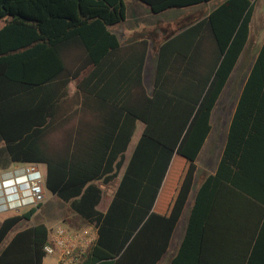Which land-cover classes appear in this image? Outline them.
<instances>
[{"label": "trees", "instance_id": "obj_1", "mask_svg": "<svg viewBox=\"0 0 264 264\" xmlns=\"http://www.w3.org/2000/svg\"><path fill=\"white\" fill-rule=\"evenodd\" d=\"M139 1L160 13L210 0ZM254 10L253 0H221L161 42L148 91V39L122 43L110 29L126 18L125 0H0L2 149L10 163L43 164L46 190L95 225L96 238L79 264H157L165 254ZM138 122L141 133L100 211L98 181L116 178ZM228 198L230 210L255 209L254 245L249 256L244 244L224 245L227 262L217 263L214 249L222 245L207 244L206 232L214 209ZM40 205L2 219L0 264H44V246L51 243L45 223L18 229L5 241ZM263 231L264 39L170 264H264Z\"/></svg>", "mask_w": 264, "mask_h": 264}, {"label": "rangeland", "instance_id": "obj_2", "mask_svg": "<svg viewBox=\"0 0 264 264\" xmlns=\"http://www.w3.org/2000/svg\"><path fill=\"white\" fill-rule=\"evenodd\" d=\"M220 1L221 0H210L208 2L200 3L189 7L169 8L160 13H153L150 11L149 7L146 4L140 2L139 0H125V5L127 9L126 19L114 25H110V29L118 36L119 40L122 43H127L139 38H147L149 40L145 69L143 74L144 85L147 90H150V85L148 84V81H151L152 79L151 65L154 63L155 59L153 53V45L155 46V44L160 38H163L165 36L166 38H168L169 34L176 33L181 28L195 20L197 17L202 16L205 11L213 8ZM254 2L255 16L252 19V28L258 29L259 27V29H261L262 23V26L264 28L263 0H254ZM188 8H197V10L193 11ZM160 20L168 23H165L163 24V26H160ZM3 23L4 19L0 18V27L3 25ZM263 28L261 30H263ZM155 29H158L159 32H161L160 34H158V37L156 36V34L154 35L153 33ZM241 56L239 57L232 71V74L228 78L227 83L211 112V131L208 134L207 140L204 143V146L196 159V182L201 174L207 172L208 169L213 168V165L216 164L220 151L222 149L227 125L235 106L236 97H238L239 95L242 82L244 80V78L243 80L241 79V68L245 63V60H242L240 62ZM141 130L142 123L138 122L136 130L131 138V141L128 145V149L125 153L126 159L124 164L126 163L134 141L141 133ZM52 136L56 139L58 136H60V133H54ZM123 168L124 165H122V167L120 168L118 173L119 175L122 173ZM117 181L118 178L108 184H102L101 181H98V183L103 186L102 189L105 201L104 207L109 201L112 192L116 187ZM42 204L43 207L37 210L29 219H22L18 224H16L13 229L8 233L7 237L5 238V241L10 238L14 231L34 225L39 222L45 223L51 229H53L58 224L62 225L64 222L69 226L77 228L80 226L82 227L85 224V222H82L81 218H79L73 213L68 202L63 201L56 195H52L46 191L45 199L43 200ZM104 207H101L99 205L100 210H102ZM27 209L28 206L19 208L18 210H10L1 214L0 217L21 213ZM185 217V215L181 216L175 228V232L171 238L169 247L163 257L158 262V264H169L170 258L171 256H173V252L176 249L179 232L183 227ZM54 260V256L50 254L45 257L44 263L54 264Z\"/></svg>", "mask_w": 264, "mask_h": 264}, {"label": "crops", "instance_id": "obj_3", "mask_svg": "<svg viewBox=\"0 0 264 264\" xmlns=\"http://www.w3.org/2000/svg\"><path fill=\"white\" fill-rule=\"evenodd\" d=\"M254 1V0H253ZM264 2V0H263ZM188 9H191L193 11L197 10V8H188ZM212 9V8H211ZM210 9V10H211ZM210 10H207L205 11L202 16H204L205 14H207ZM151 11V10H150ZM152 12V11H151ZM126 16H127V9H126ZM200 16V17H202ZM255 16V10H254V14L252 16V19L253 17ZM200 17H197L195 20H197L198 18ZM126 19V18H125ZM124 19V20H125ZM193 20V21H195ZM264 20V19H263ZM192 21V22H193ZM163 22V23H162ZM190 22V23H192ZM167 24L168 22H165V21H162L160 20V26H163V24ZM189 23V24H190ZM252 20H251V23H250V31H249V36H248V40L246 42V45L241 53V59H240V62L242 60H245V63L243 65V67L241 68V79L245 80L246 76L248 75L249 71H250V68L251 66L253 65L254 61H255V58H256V55L258 53V49L262 43V40L264 39V28L261 24V29L263 28V30L259 29H253L252 28ZM154 35L156 34V36L158 37V34H160L161 32H159L158 29H155L153 31ZM175 34V33H174ZM173 34H169V37H171ZM168 37V38H169ZM165 37L163 38H160L157 43L155 44V46L153 45V53H154V63L151 65L152 66V79L151 81H148V84L150 85V90L148 91H151L152 89V84H153V75H154V70H155V65H156V58H157V53H158V47L160 45L161 42H163L165 39ZM141 39V38H139ZM137 40V39H136ZM149 41V40H148ZM160 41V42H159ZM146 62V61H145ZM242 65V64H241ZM240 65V66H241ZM238 67V66H237ZM154 68V69H153ZM144 69H145V66H144ZM143 74H144V71H143ZM232 74V72H231ZM230 74V75H231ZM144 77V76H143ZM230 77V76H229ZM243 80V81H244ZM243 84V82H242ZM224 89V88H223ZM223 91V90H222ZM222 93V92H221ZM221 95V94H220ZM220 97V96H219ZM219 99V98H218ZM236 100H237V97H236ZM236 100H235V103H236ZM234 110V109H233ZM232 115V114H231ZM231 117V116H230ZM230 121V119H229ZM229 124V122H228ZM227 128H228V125H227ZM211 131V130H210ZM227 132V130H226ZM210 133V132H209ZM140 135V134H139ZM226 136V134H225ZM139 137V136H138ZM137 137V139H138ZM208 137V136H207ZM136 139V140H137ZM136 140L134 141V144L136 142ZM207 140V138H206ZM205 140V142H206ZM225 140V138H224ZM204 142V143H205ZM134 144L131 148L130 151H132L133 147H134ZM224 144V143H223ZM204 146V144H203ZM202 146V148H203ZM3 147V141L0 140V177L4 178L6 177L7 175L6 174H2L8 170H10L16 163H10L9 160H8V157L7 155L5 154V152L3 151L2 149ZM223 147V146H222ZM201 148V150H202ZM128 149V147H127ZM126 149V151H127ZM200 150V152H201ZM125 151V153H126ZM222 151V149H221ZM221 151H220V154H221ZM199 152V154H200ZM124 153V154H125ZM131 154V152H130ZM198 154V155H199ZM220 154H219V157H220ZM130 156V155H129ZM198 157V156H197ZM219 157H218V160H219ZM129 158V157H128ZM126 159V157H125ZM128 160V159H127ZM217 160V162H218ZM125 162V160H124ZM127 162V161H126ZM217 162L215 165H213V168L211 169H208L207 172H204L203 174L200 175L199 179L197 180V182L195 181V176H194V180H193V186H192V189H191V192L188 196V199H187V202L185 204V207H184V210H183V213L181 216L185 215V221H184V224H183V227L181 228L180 232H179V236H178V241H177V245H176V249L175 251L173 252V256L174 254L176 253L177 251V248L180 244V241L182 239V236L184 234V229H185V225H186V222H187V217H188V213H189V210H190V207L192 205V202H193V199H194V193H195V190L196 188L198 187V185L207 177V175H209L210 173H213L215 168H216V165H217ZM126 164V163H125ZM125 164L123 163L124 167H125ZM39 166V169L41 171H44L45 170V166L43 164H38ZM122 167V166H121ZM120 170V169H119ZM124 170V168H123ZM119 173V171H118ZM123 173V171H122ZM122 173L119 175L117 174L116 178H118V181L116 183V186L119 182V179L122 175ZM196 174V173H195ZM119 175V176H118ZM115 178V179H116ZM114 179V180H115ZM113 180V181H114ZM101 187H103L101 185ZM116 188V187H115ZM115 190V189H114ZM114 190L112 192V195L109 199V201L107 202L106 206L104 207V204H105V201H104V195L102 194V197H101V200L100 202L98 203L97 205V209H99V205L101 207H104L102 210L100 211H105L112 196H113V193H114ZM48 193H50L48 190H46ZM52 194V193H50ZM54 195V194H52ZM230 198L226 199V200H223V203L221 204V206H218L214 209L213 211V215L208 223V230L206 232V237H207V244H210V245H222L220 247V249H214V260H216V262H227L226 259H227V254L228 252L225 250V249H222L223 247L227 248L226 249H229L231 248L232 245H245L246 247V252L249 256V246H251V249L254 245V239H255V236H253L254 234V228H253V225L254 223L256 222V216H255V209H253L252 205H250V207L248 209H244V210H238V211H233V210H230L227 206L228 202H229ZM244 202V201H242ZM40 207L37 209L39 210L40 208L43 207V204L42 202L40 203ZM251 204V203H250ZM74 213V212H73ZM3 214V213H0V215ZM75 214V213H74ZM6 217V216H3V217H0V222L2 221V219ZM81 218V217H80ZM181 218V217H180ZM180 220V219H179ZM243 220H244V224H243ZM179 222V221H178ZM84 224V223H83ZM87 224V223H85ZM58 225H61V224H58ZM66 229L70 230V231H75V230H78L80 227H72V226H69L67 225L65 222L62 224ZM177 226V225H176ZM176 228V227H175ZM175 232V230H174ZM173 232V234H174ZM255 235V234H254ZM245 238V242L243 241V239ZM261 242H262V247H263V252H264V231H263V236H262V239H261ZM226 245V246H224ZM226 251V252H225ZM232 251V249H231ZM232 253V252H231ZM264 254V253H263ZM171 256V258L173 257ZM163 257V256H162ZM171 258H170V261H171ZM45 259V258H44ZM160 261V260H159ZM169 261V260H168ZM170 261H169V264H170ZM235 258H232V259H229V263L231 262H235ZM45 264V263H44ZM158 264V263H157Z\"/></svg>", "mask_w": 264, "mask_h": 264}, {"label": "built area", "instance_id": "obj_4", "mask_svg": "<svg viewBox=\"0 0 264 264\" xmlns=\"http://www.w3.org/2000/svg\"><path fill=\"white\" fill-rule=\"evenodd\" d=\"M0 177V213L28 206L36 207L45 199V171L38 163H16ZM96 227L84 224L70 231L63 225L51 229L50 242L44 246L47 255L54 256V264H79L81 255L93 244Z\"/></svg>", "mask_w": 264, "mask_h": 264}, {"label": "water", "instance_id": "obj_5", "mask_svg": "<svg viewBox=\"0 0 264 264\" xmlns=\"http://www.w3.org/2000/svg\"><path fill=\"white\" fill-rule=\"evenodd\" d=\"M263 4H264V2H263Z\"/></svg>", "mask_w": 264, "mask_h": 264}]
</instances>
